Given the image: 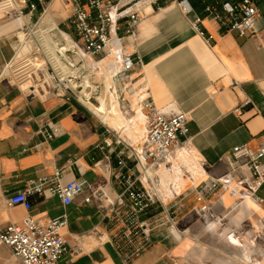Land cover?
Segmentation results:
<instances>
[{
	"label": "crops",
	"instance_id": "1",
	"mask_svg": "<svg viewBox=\"0 0 264 264\" xmlns=\"http://www.w3.org/2000/svg\"><path fill=\"white\" fill-rule=\"evenodd\" d=\"M188 1L192 12L184 14L176 0H158L125 46L141 60L134 76L147 85L154 105L166 117L187 115L186 145L198 156L204 175L173 196L176 208H170L172 195H164L163 206L154 203L140 215L152 224L151 243L128 264H252L258 259L255 238H264V185L252 198L244 189L220 197L207 193L208 211L202 215L195 210L201 205L197 189L204 192L207 181L228 173L248 175L246 158H236L232 150L245 145L255 151L264 135V0H252L259 15L249 37L204 14L210 5L224 15L221 5L240 0ZM45 3L37 5V13L48 10L55 29L71 34L62 29L69 9L59 0ZM22 21L0 13V226L25 217L43 222L65 214L66 251L56 264H127L113 244L119 227L105 213L118 205L122 192L115 177L118 160L125 159L124 171H135L134 159L127 158L128 142L99 120L97 108L57 96L25 95L2 77L18 52L14 33ZM118 34L125 36V30ZM56 170L61 184L84 185L71 204L63 205L55 196L30 195L29 210L7 207L6 199L22 191L28 180L50 177ZM169 213L176 220L172 229ZM260 247L264 249V242Z\"/></svg>",
	"mask_w": 264,
	"mask_h": 264
},
{
	"label": "built area",
	"instance_id": "2",
	"mask_svg": "<svg viewBox=\"0 0 264 264\" xmlns=\"http://www.w3.org/2000/svg\"><path fill=\"white\" fill-rule=\"evenodd\" d=\"M157 1L60 0L69 9L67 22L71 34L59 32V35L61 34L64 40L69 41L77 49L81 61L74 60L76 58L74 56L71 58L73 61L65 64L69 67L75 64L76 67L74 65L73 67L76 70L71 69V73L77 75L74 81L70 76L59 77L56 86L49 92L50 96L79 103L81 92L76 90V86L82 85L83 78L78 74L77 68L84 64L90 71L89 82L93 85L85 90L90 92L89 100L93 99L100 106L99 98H101L106 101L104 103L107 106L114 105L128 124H131L138 115L142 120L143 133L139 142L135 145L125 143L127 158L135 161V171L132 173L124 171L125 159L118 160L119 170L115 177L122 186V192L118 196V205H112L105 213L106 219L119 227L113 238V244L127 264L141 255L151 243L152 224L141 220L140 215L154 203L160 202L162 206L164 205L165 194H160L158 180H153L150 175H153L152 171L160 165L168 164L176 148L187 144V115L180 112L166 117L163 111L154 105L147 85L141 78L134 76L135 71L141 68V60L125 46L134 28L147 15V6L150 8ZM19 3L22 5L18 10L19 14L21 15L23 9H26L28 19L33 17L37 5L46 4L45 0H21ZM176 3L182 13L192 12L188 0H176ZM221 10L224 15L219 14L215 6L208 5L204 8V14L224 23L227 30L235 31L240 37L252 35L254 22L259 15L252 0H240L236 4L225 3L221 5ZM45 12L46 9L43 10L41 17ZM199 22L200 18L196 17V23ZM120 29L125 30V36H119ZM97 72H101V75L98 76ZM71 73L68 75H72ZM101 77H104L102 84L97 82ZM247 104V100L243 102V105ZM45 135L48 139L53 136L51 133ZM232 154L236 158H246L243 168L245 167L248 175L238 177L228 173L211 179L207 181L208 185L204 192L199 186L196 201L201 205L195 210L196 213L203 215L208 211L209 206L204 203L207 193L216 192L220 197V193L236 194L244 189V195L252 198L264 185L262 163L264 135L255 151L242 145L233 148ZM59 174V170H56L50 177L28 180L22 191L6 199L7 207L20 205L25 210H29L30 195L43 198L55 196L63 205L71 204L72 200L83 192L84 185L80 181L61 184ZM173 196L169 199L170 208H176L174 204L171 205V202L175 201ZM84 201L89 202V198H85ZM171 213H169L168 227L172 229L176 220ZM67 224L65 214L43 222L25 217L19 223H8L0 227V245L6 247L20 264H56L66 251L63 229ZM80 250V248L76 249L77 252Z\"/></svg>",
	"mask_w": 264,
	"mask_h": 264
},
{
	"label": "rangeland",
	"instance_id": "3",
	"mask_svg": "<svg viewBox=\"0 0 264 264\" xmlns=\"http://www.w3.org/2000/svg\"><path fill=\"white\" fill-rule=\"evenodd\" d=\"M20 1L21 0H0L1 14H7L8 17H10L14 22L18 18L23 19L22 24L17 26V30L14 33L16 49L18 51L22 50V55L16 60H14L8 68L6 67L5 70L2 71V77L12 83L13 86L19 88L25 95H38L43 98L48 97L51 95V93H49L51 92V89L56 86L57 78L70 76V79L72 78L71 80L74 81V79L77 77V75H73L71 73V69L76 67L75 64H72L71 67L65 64H68L70 61H73L71 60V58L74 56L76 57L74 60H81L73 51L74 48L73 50H70L68 48L70 46V42L64 40L61 37V34L59 35L58 30L55 29V31H53L51 29V25L54 24V21L56 22L55 17L51 16L50 14L47 16V19L50 21L51 24L49 22H41L39 19L41 18L40 15L42 13L38 14L37 11H35L33 13V17L31 19L26 20L27 10L23 9V13L21 15L18 11L19 8L22 7V5L19 3ZM61 5L64 6L62 2ZM67 25L68 22L66 21V24L62 26V29L71 33V30L67 28ZM58 29L61 30L60 27H58ZM17 40H19V43ZM78 70V74H81L83 80L82 85L76 87V90L81 92V95L79 96L81 100L79 101V103H77L87 109L95 110L93 106L96 107L99 111L98 114L100 115L99 120L104 124L103 118L109 106H107L104 103L106 101H103L101 98H99L100 106H98V103H95L93 99L89 100L90 92H85V90L92 85L89 82L90 71L85 65L83 67H79ZM68 73H71L72 75H68ZM97 75L100 76L101 72H97ZM90 80H92V78ZM103 81L104 77H101L99 78V80H97V82H101V84ZM77 83L79 84L78 81ZM30 91H33L34 93H30ZM93 116L95 117V115ZM140 121H142L141 118L136 121L135 124L137 125L138 129L140 128L141 130H143L139 123ZM129 125L131 126V124ZM130 126H125L121 130H115L113 128L110 129L120 131L121 138L129 143V140L131 139L132 134L134 133L133 128H130ZM138 141L129 144L135 145L138 143ZM186 163L188 164L189 162ZM179 168L187 177L185 176L183 180L180 181L179 185L176 187L172 186V174L169 173L168 166H166L165 164L160 165L159 168H156L152 171V173L154 172V174H156L157 176L154 174L150 175L153 180H159L160 185L161 181L165 183L166 187H163L165 191V197L178 194L181 190L183 191V189L188 183H194L197 181L196 179L191 178L188 173H185L184 166L180 164ZM1 208H4V206L3 200L0 198V212ZM263 239L264 238L262 237L255 238V246L257 250L256 255L258 258L256 260V263L258 264H264V259H262V256H264V249L260 247L264 242ZM0 264L20 263L13 258L10 251L6 247L0 245Z\"/></svg>",
	"mask_w": 264,
	"mask_h": 264
},
{
	"label": "bare ground",
	"instance_id": "4",
	"mask_svg": "<svg viewBox=\"0 0 264 264\" xmlns=\"http://www.w3.org/2000/svg\"><path fill=\"white\" fill-rule=\"evenodd\" d=\"M147 10H150L149 6H147ZM48 15H49V12H48V10H46L45 14L40 19L39 18L38 19L41 22H49L50 23V21L47 19ZM19 19H21V18H18L17 20H19ZM54 25L56 26L55 21H54V24L51 25V29L53 31H55ZM68 48L70 50H73V48H74L73 51L77 54L78 57H80L77 49L71 43H70V46ZM21 55H22V50H20L16 53L14 60H16ZM83 66H84V64H83ZM83 66H81V67H83ZM75 70H76V68H75ZM77 70H78V68H77ZM30 93L33 94L34 92L30 91ZM139 119H140V116L139 115L136 116L133 119V122L131 123V126H130L127 123V120L120 115V113L116 110L115 106L113 105V106H109L108 109L106 110L104 118H103V122L107 127L113 128L115 130H121L125 126H130V128H133L134 133L132 134V137L129 140L130 141L129 143L132 144L133 142L135 143L136 141H138L141 138L142 133H143V130H141L140 128L138 129L137 125L135 124V122L138 121ZM139 123L141 125L142 121H140ZM186 162H189V163L187 164ZM180 164L182 166H184L185 173H188L191 178H194L197 181L202 175H204L203 171L200 167V164H199L198 156L196 155V153H194L192 150H190L189 146L184 145L180 148H176L173 151V155H171V157L169 158L168 164L165 163V165L168 166L169 173L172 174L171 182H172L173 187L178 186L180 181H182L183 178L186 176L183 173V171L179 168ZM161 185L164 188L166 187V185L163 181H161Z\"/></svg>",
	"mask_w": 264,
	"mask_h": 264
},
{
	"label": "trees",
	"instance_id": "5",
	"mask_svg": "<svg viewBox=\"0 0 264 264\" xmlns=\"http://www.w3.org/2000/svg\"><path fill=\"white\" fill-rule=\"evenodd\" d=\"M221 8V7H220Z\"/></svg>",
	"mask_w": 264,
	"mask_h": 264
}]
</instances>
